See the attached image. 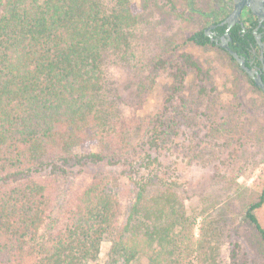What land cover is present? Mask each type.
<instances>
[{"label": "trees", "instance_id": "16d2710c", "mask_svg": "<svg viewBox=\"0 0 264 264\" xmlns=\"http://www.w3.org/2000/svg\"><path fill=\"white\" fill-rule=\"evenodd\" d=\"M134 21L128 0H0V264H97L106 238L124 264H221L222 225L195 238L177 186L142 177L123 209L104 171L131 145L110 70L132 59ZM186 41L212 44L203 31ZM81 160L90 172L66 168ZM263 204L264 184L243 216L264 241Z\"/></svg>", "mask_w": 264, "mask_h": 264}, {"label": "rangeland", "instance_id": "374dc122", "mask_svg": "<svg viewBox=\"0 0 264 264\" xmlns=\"http://www.w3.org/2000/svg\"><path fill=\"white\" fill-rule=\"evenodd\" d=\"M128 1L135 16L132 59L112 66L110 79L131 145L104 168L122 208L140 178L155 175L177 186L189 214L197 216L195 238L207 222L222 225L221 264H264V241L243 216L264 184V94L221 49L186 41L206 26L210 0ZM81 161L66 168L90 172L92 165ZM258 219L264 228V204ZM110 248L104 239L97 264H124ZM130 264L150 263L139 258Z\"/></svg>", "mask_w": 264, "mask_h": 264}, {"label": "flooded vegetation", "instance_id": "af4514ba", "mask_svg": "<svg viewBox=\"0 0 264 264\" xmlns=\"http://www.w3.org/2000/svg\"><path fill=\"white\" fill-rule=\"evenodd\" d=\"M241 2L246 5L239 9L234 25L226 32L225 21ZM210 3V18L202 30L212 43L210 46L225 51L221 45L225 41L228 44L232 42L230 31L236 28L242 38L239 47L241 58L247 62L248 68L264 78V0H210ZM249 35H252V41Z\"/></svg>", "mask_w": 264, "mask_h": 264}, {"label": "water", "instance_id": "95a60500", "mask_svg": "<svg viewBox=\"0 0 264 264\" xmlns=\"http://www.w3.org/2000/svg\"><path fill=\"white\" fill-rule=\"evenodd\" d=\"M244 5H246V3L241 2L236 8V10L226 19L225 21V23L227 24L226 32H228L231 29V27L234 25L236 17L238 16L239 9L242 8ZM221 48L224 49L226 52H228V54L239 65V67L250 77V79L253 81L255 86L258 87L264 93V82L260 74L257 71L251 70L250 68H248L246 66L245 60L229 48L228 42L225 41L221 45Z\"/></svg>", "mask_w": 264, "mask_h": 264}]
</instances>
